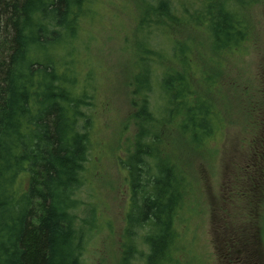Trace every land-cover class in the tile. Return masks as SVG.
<instances>
[{
    "label": "trees",
    "instance_id": "16d2710c",
    "mask_svg": "<svg viewBox=\"0 0 264 264\" xmlns=\"http://www.w3.org/2000/svg\"><path fill=\"white\" fill-rule=\"evenodd\" d=\"M141 1L130 78L136 132L119 158L130 190L121 264H181L177 219L192 180L171 138L200 150L222 123L213 73L171 29L202 28L212 56H238L255 0ZM91 2L0 0V264H85L97 225L80 197L95 90L77 50Z\"/></svg>",
    "mask_w": 264,
    "mask_h": 264
},
{
    "label": "rangeland",
    "instance_id": "374dc122",
    "mask_svg": "<svg viewBox=\"0 0 264 264\" xmlns=\"http://www.w3.org/2000/svg\"><path fill=\"white\" fill-rule=\"evenodd\" d=\"M91 3L77 50L84 83L95 90L80 197L84 208L93 206L97 225L84 258L85 264H121L130 190L119 158L136 132L130 78L142 1ZM250 11L252 35L238 56H212L202 28L177 21L171 29L192 45L194 62L213 73L211 96L222 123L200 150L171 138L192 180L177 219L182 237L174 256L181 264H264V0Z\"/></svg>",
    "mask_w": 264,
    "mask_h": 264
}]
</instances>
